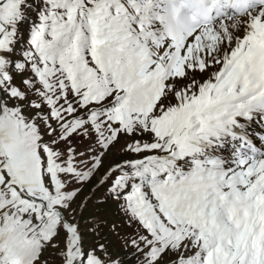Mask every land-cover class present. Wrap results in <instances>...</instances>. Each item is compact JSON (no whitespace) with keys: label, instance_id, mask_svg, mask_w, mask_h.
Masks as SVG:
<instances>
[{"label":"snow or ice","instance_id":"obj_1","mask_svg":"<svg viewBox=\"0 0 264 264\" xmlns=\"http://www.w3.org/2000/svg\"><path fill=\"white\" fill-rule=\"evenodd\" d=\"M255 119L264 0H0V264H264Z\"/></svg>","mask_w":264,"mask_h":264},{"label":"bare ground","instance_id":"obj_2","mask_svg":"<svg viewBox=\"0 0 264 264\" xmlns=\"http://www.w3.org/2000/svg\"><path fill=\"white\" fill-rule=\"evenodd\" d=\"M249 131L250 132H254L255 136H257L258 140L257 142L259 141V136L264 134V122H262L260 119H255L254 121H252L249 125ZM258 146H264V145H261L259 142H258Z\"/></svg>","mask_w":264,"mask_h":264},{"label":"rangeland","instance_id":"obj_3","mask_svg":"<svg viewBox=\"0 0 264 264\" xmlns=\"http://www.w3.org/2000/svg\"><path fill=\"white\" fill-rule=\"evenodd\" d=\"M250 133H252V134H253V136H254V138H255V139H257V138H258L257 136H255V135H254V134H255L254 132H250ZM257 140H258V139H257ZM258 142H259V141H258Z\"/></svg>","mask_w":264,"mask_h":264}]
</instances>
